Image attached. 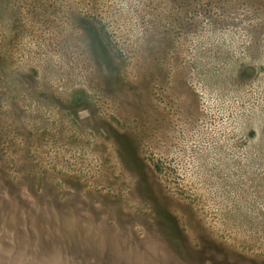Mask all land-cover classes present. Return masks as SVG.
<instances>
[{
  "label": "rangeland",
  "instance_id": "rangeland-1",
  "mask_svg": "<svg viewBox=\"0 0 264 264\" xmlns=\"http://www.w3.org/2000/svg\"><path fill=\"white\" fill-rule=\"evenodd\" d=\"M0 264H264V0H0Z\"/></svg>",
  "mask_w": 264,
  "mask_h": 264
}]
</instances>
